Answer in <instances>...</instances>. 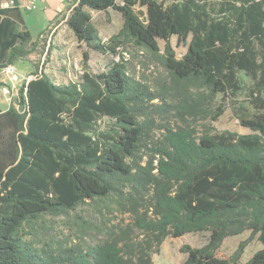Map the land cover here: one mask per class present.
Instances as JSON below:
<instances>
[{"label":"trees","instance_id":"trees-1","mask_svg":"<svg viewBox=\"0 0 264 264\" xmlns=\"http://www.w3.org/2000/svg\"><path fill=\"white\" fill-rule=\"evenodd\" d=\"M110 8L123 24L104 40L91 10ZM66 23L86 47L79 79L58 84L37 68L15 103L0 109V264H155L167 237L201 231L209 232L205 244L182 246L186 264H239L248 240L228 258L218 250L244 230L264 246V0H76ZM173 36L188 45L181 57ZM130 46L156 55L169 80L154 88L134 77ZM35 47L21 32L0 68ZM90 51L119 58L92 72ZM241 72L251 84L233 111L252 132L192 127L190 120L223 115L218 96L242 90ZM156 114L168 121L143 161ZM103 117L108 129L99 127ZM86 204L131 221L105 222L92 237L94 221L79 216L81 235L40 234L44 215ZM245 264H264V247Z\"/></svg>","mask_w":264,"mask_h":264},{"label":"rangeland","instance_id":"rangeland-1","mask_svg":"<svg viewBox=\"0 0 264 264\" xmlns=\"http://www.w3.org/2000/svg\"><path fill=\"white\" fill-rule=\"evenodd\" d=\"M119 1L121 2V0ZM95 19L100 35L104 40H108L113 34L118 32L123 24L121 13L116 10L102 14L96 13ZM159 43L163 50L165 47V41L159 40ZM171 43L178 57H181L187 51L188 45L183 41H179L177 36L171 38ZM34 55H36V60L39 65L42 62L46 64L50 57L48 53L45 54L44 50L41 49H37V51L34 52ZM125 56L128 60L131 74L148 83L150 86L158 88V80H163L165 83L169 80L168 74L160 60L150 51L130 46ZM118 58V56L113 54L105 55L99 52H90L89 69L92 72H101L106 70L110 64ZM25 63L26 62L22 61L16 65L19 73L24 69ZM79 65L80 68L83 67L82 61ZM26 77L28 78L29 76L21 75V79ZM240 78L242 90H240L236 96L232 97L225 94H220L218 96V99L225 105V112L217 121L190 120L189 123L191 126L197 129H202L205 125L210 124L219 131L230 130L240 134L251 133V129L240 124L233 111L234 102L239 103L246 101L248 88L251 84V79L243 72L240 73ZM155 102L160 104L163 101L155 100ZM167 121L168 118L164 120L161 114L153 116V124L155 126L144 137L139 151L140 156L143 157V161L147 158L148 153L153 148L155 140L162 137V132L158 125ZM98 124L101 129H108L111 126L112 121L107 117H103L99 119ZM79 216L81 218H91L94 221L95 226L87 233L92 237L98 235L99 228L103 226L105 222L109 224H127L131 221L129 213L121 214L111 207L110 209H105V215H102L101 213H96L90 204H86L66 214L44 215L41 218V221L45 228L41 230L40 234L46 238L60 240L67 239L68 237L73 238L76 234L81 235L82 233L77 229L78 227L75 223V219ZM208 236V231L189 232L180 237L169 236L163 242L160 252L153 254V260L155 264H186L187 254L182 251V246L186 244L191 246H201L207 242ZM244 240H248V243L239 264H245V262H247L256 251L264 247L262 242L258 239V236L253 235L251 230H244L241 233L227 237L221 248L218 250V255L225 258L230 257L238 248L239 244Z\"/></svg>","mask_w":264,"mask_h":264},{"label":"crops","instance_id":"crops-1","mask_svg":"<svg viewBox=\"0 0 264 264\" xmlns=\"http://www.w3.org/2000/svg\"><path fill=\"white\" fill-rule=\"evenodd\" d=\"M76 0H39L37 7L33 10L22 8H11L0 11V64L9 62L11 50L19 43V35L23 31H28L32 35V41L36 44V49L27 57L14 62V66L19 62H26L21 75L31 78L33 72L39 68L45 70L51 78L58 84L68 83L79 79L83 72V67H79L83 59L85 45L80 47L79 41L73 30L66 23L68 14ZM119 3H122L118 0ZM108 11L91 10L93 20L97 26L95 14H102ZM123 18V17H122ZM98 28V26H97ZM37 49L44 50L50 55L46 64L40 65L36 60L34 52ZM96 52V51H90ZM80 68V69H79ZM0 68V80L9 83L8 74ZM17 69V67H16ZM26 82L25 78L18 81V90L13 91L12 96H8L0 90V109L7 110L12 103H15L20 87Z\"/></svg>","mask_w":264,"mask_h":264},{"label":"built area","instance_id":"built-area-1","mask_svg":"<svg viewBox=\"0 0 264 264\" xmlns=\"http://www.w3.org/2000/svg\"><path fill=\"white\" fill-rule=\"evenodd\" d=\"M39 0H0V11L8 10L11 8H22L24 10H33L37 7ZM3 71L8 74L9 83H4L0 80V90L8 96L13 95V91L18 90V81L21 80V75L18 73L14 64H9L4 67ZM26 82L30 78H25Z\"/></svg>","mask_w":264,"mask_h":264},{"label":"water","instance_id":"water-1","mask_svg":"<svg viewBox=\"0 0 264 264\" xmlns=\"http://www.w3.org/2000/svg\"><path fill=\"white\" fill-rule=\"evenodd\" d=\"M41 72H43V70H41ZM34 76H32L30 79H32Z\"/></svg>","mask_w":264,"mask_h":264}]
</instances>
